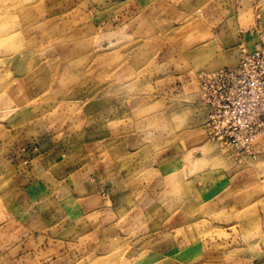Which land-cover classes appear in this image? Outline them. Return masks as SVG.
<instances>
[{"label": "rangeland", "instance_id": "rangeland-1", "mask_svg": "<svg viewBox=\"0 0 264 264\" xmlns=\"http://www.w3.org/2000/svg\"><path fill=\"white\" fill-rule=\"evenodd\" d=\"M75 1L79 0H0V163L8 161L0 165V173L10 180L14 161L15 170L27 177L21 179L26 183L16 195L29 206V210L28 206L17 210V222L0 227V264H147L150 251L165 255L179 248L181 257L202 252L200 256L213 257L214 264H249L264 258V137L244 154L209 141L207 134L206 144L194 148L177 149L172 144L178 129H204L207 110L198 85L206 70L198 74L195 96L153 101L165 113L163 128L157 129L160 120L155 117L141 124L149 135L140 141L147 149L139 150L148 160L178 155L176 161L168 167L148 162L131 174L130 164L119 166L118 178L113 180L116 197L122 203H134L131 206L137 209L123 210L119 222L101 232L95 228L87 233L83 222H60L57 201L61 191L56 186L61 171L67 168L74 175L77 169L83 170L89 180L91 168L98 167L101 186L105 190L113 186L106 142L96 153L99 163L92 161L90 145L99 139L91 136L96 131L90 117L105 110L101 118L124 124L126 116L131 122L124 112L134 101L123 93L125 88H140L139 80L146 74V68L130 63L135 47L132 35L122 39L112 34L110 38L104 34L107 12L100 15L92 10L94 4L81 7ZM223 6L230 10L248 7L255 23L251 39L264 46V0H223ZM86 35L92 42L88 52L76 55L77 44L65 54L67 60L59 56L56 46L61 41H79ZM239 53L248 51L242 47ZM224 67L228 66L208 70ZM131 79L137 82L130 87ZM17 83L32 97L25 108L22 94L10 102L11 88ZM147 85L150 90L147 83L144 89ZM44 106L49 112L42 110ZM55 110L64 112L61 118ZM51 122L54 126H47ZM83 130L88 146L82 149L76 135ZM127 148L119 151L130 158ZM19 160L26 164L19 166ZM94 177L98 180L97 174ZM228 186L233 192L224 191ZM35 215L41 217L39 221L27 222ZM175 216L178 222H165Z\"/></svg>", "mask_w": 264, "mask_h": 264}, {"label": "crops", "instance_id": "crops-1", "mask_svg": "<svg viewBox=\"0 0 264 264\" xmlns=\"http://www.w3.org/2000/svg\"><path fill=\"white\" fill-rule=\"evenodd\" d=\"M75 2V6H78L77 2H79L81 7L86 6L87 3L94 4L96 7L93 5L92 10L99 11L98 14L100 15L107 12L108 26L107 32L104 33L107 36L118 34L122 39H128L132 35L131 45L133 44L137 48L133 47L132 49L130 63L133 66L139 65L141 69L146 68L144 71L146 73L145 78L139 80L140 88L135 87L137 92L133 91L135 89L128 91L125 88L123 93L124 98L134 101L130 103L129 110L126 109L124 112L125 115L131 117V122L126 116L123 120L124 124L119 123L116 119L101 118L106 113L105 110L94 112L90 117L92 120L91 126L96 131L91 132V136L93 138L97 136L99 139L98 142L90 145L92 147V161L95 164L99 163L96 153L101 148L103 149L106 142L107 157L109 160L111 158L109 163L111 166H108V171L112 172V176L109 183L113 186H110L107 190L101 186L99 168L94 166L91 168V179L89 180L83 176V170L80 173L78 169L74 175H71V172L68 173L66 168L57 177L59 181L56 187L61 191V197L57 201L60 222H83V229L87 233L93 232L95 228H98L96 231L101 232L119 222L120 212L123 210L133 211L136 207L131 206L134 203H122V200H118V197H116L113 180L115 181V178H118L117 172H119L120 164H130L128 174H131L133 170L148 162L161 163V166L166 167L171 166L178 156L166 157L165 159L163 156H154L153 160H148L147 155L145 156L139 150L142 148L147 149V144H142L140 141L143 138L146 139L149 135L147 134V128L141 125L144 124L143 121L150 123L155 117L156 121L160 120L157 123V129L164 127L165 113L163 108L152 105L153 101L166 99L175 102L183 97L195 96L199 72L204 70L207 72L222 65L236 66L240 49L243 47L250 54L257 45L255 39H251L255 23L248 14V7L242 6L230 10L223 6V0H79ZM78 40L66 39L61 41L56 46L59 47V56L67 60L66 56L77 44L79 49L76 55L79 56L88 52V46L92 43L88 36H82ZM136 82L137 79H131L128 83L131 87ZM144 83L151 84L150 90H148L149 85L144 89ZM11 91L13 93L11 103L14 102L15 99L13 98L16 95L22 94L24 96L21 101V104H24L22 108L30 104L29 101L32 97L23 85L17 83L15 87L11 88ZM110 107H108L109 110ZM47 108L48 106H44L42 110L45 113L49 112ZM30 109L36 113V107ZM55 113L56 116L59 115V118L64 114V112H57V110H55ZM78 113L76 112L75 115H80ZM132 116H139V119H132ZM49 120H52V118ZM53 122L47 124V126H54ZM119 130L123 132L121 133ZM83 132L84 130L76 135V141L82 149L83 145L88 146V140H85L86 137ZM174 138L175 141L172 144L177 149L186 145L189 148H194L206 144L207 140L204 129L193 126L182 130L178 129ZM118 142L120 143L116 144ZM132 142L135 144L133 146L136 147L129 148V146H132ZM2 143H0V146ZM123 147H128L126 154L129 155L126 156L130 158L121 156L119 149ZM6 162L8 163V161L2 159L0 165H7ZM21 163L26 164V161L19 160V166ZM29 165L32 167V162H29ZM12 167L13 170L9 168L15 173L10 180L4 175V172L0 173V181H2L0 183V227L5 226L8 222H17V210L23 209L22 206H28L16 195V191L18 190L19 193L21 189L18 187L26 183L21 179L27 177L21 176L20 169L15 170L18 166L14 161ZM94 173L97 174L98 180H95ZM248 179H251L250 176L241 180L245 182ZM38 183L42 184L37 181ZM28 184L34 185L31 182H28ZM43 185L46 187V184ZM230 188V186L224 187V191L233 192V188L231 190ZM52 192L50 190V193ZM163 208L165 209L164 206ZM177 217L169 218L165 222H178ZM40 218V216L35 215L34 219L27 222H37ZM99 225L101 228H106L100 230ZM181 253L180 248L175 253H166L165 255L150 251L149 254H146L150 260L147 264H167L168 261H170V264H214L213 257L207 259L205 255L200 256L202 252L199 253L200 255L194 254L190 257H181ZM215 257L218 258V256Z\"/></svg>", "mask_w": 264, "mask_h": 264}, {"label": "built area", "instance_id": "built-area-1", "mask_svg": "<svg viewBox=\"0 0 264 264\" xmlns=\"http://www.w3.org/2000/svg\"><path fill=\"white\" fill-rule=\"evenodd\" d=\"M198 89L208 140L243 154L253 150L264 137V46L241 53L234 67L202 73ZM249 264H264V258Z\"/></svg>", "mask_w": 264, "mask_h": 264}, {"label": "bare ground", "instance_id": "bare-ground-1", "mask_svg": "<svg viewBox=\"0 0 264 264\" xmlns=\"http://www.w3.org/2000/svg\"><path fill=\"white\" fill-rule=\"evenodd\" d=\"M253 52V51H252ZM259 138V137H258ZM258 138L256 139V141L258 140Z\"/></svg>", "mask_w": 264, "mask_h": 264}]
</instances>
